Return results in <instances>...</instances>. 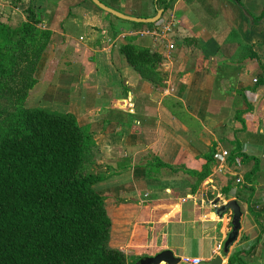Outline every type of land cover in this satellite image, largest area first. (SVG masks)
Listing matches in <instances>:
<instances>
[{
	"label": "crops",
	"instance_id": "obj_1",
	"mask_svg": "<svg viewBox=\"0 0 264 264\" xmlns=\"http://www.w3.org/2000/svg\"><path fill=\"white\" fill-rule=\"evenodd\" d=\"M32 1L51 35L26 97L73 114L92 134L91 170L107 174L94 189L105 194L108 244L130 260L169 250L180 261L220 255L227 264L238 250L244 263L264 264V0H165L166 10L158 0H100L140 18L161 8L154 22L121 19L89 0ZM170 15L167 39L149 33ZM23 18L21 6L0 0L1 21ZM125 42L160 55L161 87L125 63ZM237 145L259 162L251 191L240 183L252 158L229 161ZM148 151L176 170L146 179L139 163ZM204 154L211 165L197 181ZM214 199H234L241 211L225 255L230 220L213 213Z\"/></svg>",
	"mask_w": 264,
	"mask_h": 264
},
{
	"label": "trees",
	"instance_id": "obj_2",
	"mask_svg": "<svg viewBox=\"0 0 264 264\" xmlns=\"http://www.w3.org/2000/svg\"><path fill=\"white\" fill-rule=\"evenodd\" d=\"M32 2L10 0L24 18L16 24L0 20V264H140L145 257L130 260L108 244L105 194L94 189L107 174L91 170L96 145L88 128L71 113L23 104L51 35L39 27ZM158 3L166 10L165 0ZM118 51L138 76L153 87L163 85L156 51L131 42ZM202 156L201 170L192 172L197 181L211 165V155ZM235 157L252 158L238 145L229 161ZM252 160L240 183L249 191L259 171L258 159ZM139 165L146 179L176 170L149 151ZM235 197L249 202L239 191ZM237 254L227 264H246Z\"/></svg>",
	"mask_w": 264,
	"mask_h": 264
},
{
	"label": "water",
	"instance_id": "obj_3",
	"mask_svg": "<svg viewBox=\"0 0 264 264\" xmlns=\"http://www.w3.org/2000/svg\"><path fill=\"white\" fill-rule=\"evenodd\" d=\"M91 1L95 6L100 8L101 10H104L106 12L111 13L112 15L119 17L121 19H126L134 22H154L156 21L161 12L162 9L159 8L156 10V13L152 17H145V18H140V17H133L129 15H125L107 5L102 3L100 0H89ZM244 13L247 14L246 11ZM262 17L261 19H263ZM217 199H214L211 201V204L213 205V213L217 217H221V215L225 212H230V230L226 235L225 240L223 241L221 245V255H225L227 253V249L229 245L235 240L237 236V231L239 229V218L241 215V211L239 208L238 203L234 199H229L227 200L224 204L216 206ZM221 260L220 255L214 256L212 259L209 261H200L196 264H219ZM191 264L188 262H183L180 261L179 258L172 256L171 252L169 250H162L159 251L158 253L154 254L153 256L145 257L144 259H141L140 264Z\"/></svg>",
	"mask_w": 264,
	"mask_h": 264
},
{
	"label": "built area",
	"instance_id": "obj_4",
	"mask_svg": "<svg viewBox=\"0 0 264 264\" xmlns=\"http://www.w3.org/2000/svg\"><path fill=\"white\" fill-rule=\"evenodd\" d=\"M174 22H173V17L170 15L168 16L165 20H163L153 31H150L149 33L155 37H158L160 39H167L169 34L172 31ZM254 81V79H253ZM227 152L226 151H221L218 156L221 157H226ZM219 249V247L217 248ZM183 262H188L191 264H196L199 262L197 258H192L189 261H183Z\"/></svg>",
	"mask_w": 264,
	"mask_h": 264
},
{
	"label": "rangeland",
	"instance_id": "obj_5",
	"mask_svg": "<svg viewBox=\"0 0 264 264\" xmlns=\"http://www.w3.org/2000/svg\"><path fill=\"white\" fill-rule=\"evenodd\" d=\"M38 104H42V103H37V104H31L30 103V100H28L27 99V97L25 98V100H24V106H28V107H44V108H47V109H49V110H52V111H57V112H62L61 110H58V109H50L47 105H45V104H43V105H45V106H42V105H38ZM226 214H227V216H228V219L230 220V212L228 211V212H226ZM228 229H230V224L228 225Z\"/></svg>",
	"mask_w": 264,
	"mask_h": 264
}]
</instances>
